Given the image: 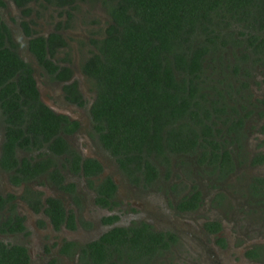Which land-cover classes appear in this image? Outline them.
<instances>
[{"label":"trees","instance_id":"16d2710c","mask_svg":"<svg viewBox=\"0 0 264 264\" xmlns=\"http://www.w3.org/2000/svg\"><path fill=\"white\" fill-rule=\"evenodd\" d=\"M11 1L26 18L20 21L26 49L49 79L63 82L66 99L80 103L66 52L55 57L66 47L60 30L68 26L75 0H35L41 6L57 7V14L64 15L46 33L29 27L31 0ZM88 1L97 2L106 16L104 27L87 38L89 47L78 62L91 91L88 112L99 143L133 182L139 174L149 182L157 174L156 163L164 166L167 176L173 155L191 157L210 178L226 180L233 168L227 144L234 141L238 150L241 146L238 136L243 134L246 113L242 98V90L248 86L246 77L252 65L264 64V0ZM17 45L0 17V115L5 122L0 163L4 169H13L10 176L14 182L18 181L17 172L27 178L44 169V161L48 165V156L31 163L25 157L17 161L14 147L31 149L35 145L54 153L66 152L67 143L60 132L76 126L74 120L53 112L38 97L32 67L19 55ZM72 154L77 169L78 155ZM238 155H245L236 152L234 157L241 162ZM179 162L191 172L186 161ZM81 167L94 173L100 163L86 157ZM49 173L55 174L56 169ZM104 180V188L111 191L112 180ZM263 182L264 177L252 175L249 193L264 198L256 186ZM177 184L172 182L171 189ZM199 194L192 183L174 206L190 210ZM46 203L45 212L55 224L62 217L61 207L53 198H47ZM14 217L15 230H21L20 217ZM213 223L208 220L205 225L212 230ZM102 238L126 240L130 247H144L146 253L168 247V240L176 242L172 231L152 230L144 222L113 226ZM100 245L95 240L90 243L95 262L103 257ZM0 264H28L25 247L0 240Z\"/></svg>","mask_w":264,"mask_h":264},{"label":"flooded vegetation","instance_id":"af4514ba","mask_svg":"<svg viewBox=\"0 0 264 264\" xmlns=\"http://www.w3.org/2000/svg\"><path fill=\"white\" fill-rule=\"evenodd\" d=\"M24 49L28 57L21 56L16 50L32 67L38 97L53 112L74 120L76 126L69 131L60 132L67 143L66 152L54 153L43 146L34 148L35 145H31V149L14 147L13 154L17 161L25 157L31 163L48 156V165L44 161L46 167L31 177L26 178L23 172L16 171L18 181L14 182L10 176L13 169H4L0 163V240L4 244L23 245L28 254V264H160L158 260L161 261L162 257L167 259L168 253L179 248L176 246L180 244V237L173 229L162 225L164 218L154 215L147 205L145 208L133 205L131 198H140L145 190H161L162 193L167 192L175 197L171 206L174 211L187 213L195 211L202 204L198 185L195 184L200 191V198L196 206L190 210H179L174 206L175 201L187 192L191 183L186 186L185 182H178L172 190L170 175H164L162 164L156 163L157 174L149 182H145L141 174L137 176L136 182L131 181L112 155L99 143L88 112L91 91L87 84L84 87L80 78L75 77L72 64L66 63L72 70L71 79L76 80L80 103L66 99L62 89L63 82L49 79L26 49V42ZM261 66L264 67V64ZM261 72L263 71L259 73ZM252 74L250 70L246 77L247 89L242 90L246 113L242 118L243 134L238 136L240 151L234 141L227 144L233 155V168L226 178L229 180L228 187H216L207 200L210 208L208 215L202 216L198 221L200 241L205 237L210 241L209 245L202 243L201 247V255L207 262L210 260L209 264H234L235 261L237 264H264V198L249 193L252 175L264 177V132L250 134L251 129H257L261 122L264 123V72L259 76L262 86L258 95L252 87ZM37 75L44 76L40 85L36 81ZM52 83L57 85L53 92L50 91ZM46 90L57 101L67 105L66 109L59 110L51 102L47 103L48 98L44 100L43 96L46 95H42ZM247 92L250 94L247 95ZM254 123L259 124L252 126ZM4 127L5 122L0 115V148L4 140ZM259 127L258 130L261 127L264 129L262 124ZM79 131L83 133L80 134ZM226 138L229 139L230 136ZM72 151L78 155L77 169L71 159ZM237 151L245 155L244 158L242 154L238 155V158H242L241 162L234 157ZM102 152L111 159V166L107 165ZM86 157L95 158L100 163V169L94 173L85 172L81 162ZM252 158H255L254 162L251 161ZM54 168L56 173H49ZM107 177L114 184L111 191L104 188V179ZM256 186L264 192V182ZM230 196L233 198L230 199ZM47 198L55 199L62 210V217L55 224L45 212ZM165 204L169 205V202L165 200ZM134 211L136 212L133 213ZM14 215L21 219V230H15L17 224ZM208 220L214 222L210 225L212 230L205 225ZM139 222L146 223L152 230H161L163 233L172 231L176 242L168 240V247L157 248V251L150 249L146 253L144 247H130L126 240L116 238L109 242L101 239L102 234L113 226H128ZM11 227L14 230H10ZM164 236L166 238V234ZM94 240L102 245L103 257L99 262L91 257L90 243ZM148 243L152 244L151 241Z\"/></svg>","mask_w":264,"mask_h":264},{"label":"rangeland","instance_id":"374dc122","mask_svg":"<svg viewBox=\"0 0 264 264\" xmlns=\"http://www.w3.org/2000/svg\"><path fill=\"white\" fill-rule=\"evenodd\" d=\"M2 1L4 2V4L0 5V17L8 26L12 36V40L17 41L18 45L16 49H18L20 55H26V57H28L29 55H27L28 53L24 49L26 36L23 34L20 28V21L25 17L22 16L19 8L15 6V4L11 0ZM74 2L76 3V8L74 10H71L72 16L68 20V26L63 27L60 30L66 40V47L58 50L55 54V57H62L63 53L66 52V56L69 58V63L72 64L71 68L74 71L75 77L80 78V83L84 87H86V84L88 85V83L87 80H85L83 74L79 72L78 62L81 60L82 54L84 53L85 49L89 47L88 42H86L87 38L96 36L95 32L100 31L104 27V25L106 24V16L97 2L91 3L88 0H75ZM28 4L31 9L29 16L32 20V23H29V27L36 33H45L53 29L55 21L62 20L64 18L63 14H57V11L59 9L55 6L48 4L45 6H41L40 4H37V1L35 0L29 1ZM251 68V72L253 73L252 87L255 89L256 95H258L260 93L259 88L260 86H262L259 81V76L263 74L264 67H262L261 65H252ZM260 71L263 72L259 73ZM35 77L39 85L43 83L44 76L37 75ZM51 85L52 87L50 91L53 92L57 85H53V83ZM43 93L46 95V97L43 96L44 100H47L48 98V100L46 101L47 103L51 102V104L55 105L59 110L66 109L67 105H64L62 102L57 101L56 98L47 90L45 92H42V95ZM258 124L259 123H254L252 124V126ZM260 124L264 125V123L262 122ZM259 125L257 126V129H251L250 134H253L254 132L263 133L264 129H262V127L261 130H258L260 129ZM79 132L80 134L83 133L82 131ZM102 153L105 155L107 165L111 166V159L105 152ZM179 159H182L189 164L191 172L186 171V165L179 162ZM159 168L161 170V165H159ZM200 168L201 165L196 164L193 159H191V157H187L186 155H173L169 164V175L172 182L182 181L186 183V186L188 183H195L201 190L202 204L195 211L187 213H178L174 211L171 206L172 201L175 199V197L169 195L167 192L162 193L161 190H145L140 198H131L133 205H136L137 207L139 205L143 208H145L147 205L149 207V211H151L154 215L164 218L163 220L165 221L162 222V225L170 227L180 237V244H177L176 246L179 248H177L176 251L172 250L173 252L170 253L171 255L168 253L167 259L166 257H162L163 259L161 258V261L158 260L160 264L210 263V260L207 262L205 257L201 255L202 245L205 244L207 246L209 245L210 241L208 237H205L203 241H200L199 236L201 234L198 231V221L202 216L208 215L210 211V208L207 206V200L212 192L216 189V187H228L227 183L229 182V180H213V178L207 176L206 173L203 172V169ZM230 178L231 180L233 179V177ZM232 198L233 197L230 196V199ZM165 200L169 202V205L165 204ZM135 212L136 211H134L133 213ZM225 215L226 213H224V216ZM225 221L227 222V220ZM234 264H237V262L235 261Z\"/></svg>","mask_w":264,"mask_h":264}]
</instances>
